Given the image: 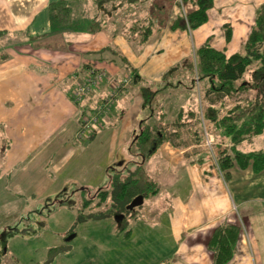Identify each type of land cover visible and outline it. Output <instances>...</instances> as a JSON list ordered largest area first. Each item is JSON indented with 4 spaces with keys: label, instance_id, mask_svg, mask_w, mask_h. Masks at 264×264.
<instances>
[{
    "label": "crops",
    "instance_id": "0c3cea01",
    "mask_svg": "<svg viewBox=\"0 0 264 264\" xmlns=\"http://www.w3.org/2000/svg\"><path fill=\"white\" fill-rule=\"evenodd\" d=\"M58 1L61 0H0V34L4 35L0 36V191L2 184L4 189L19 192L33 188L45 195L60 192L69 182L99 188L106 169L120 160L138 129L142 117L140 88L159 83L171 66L191 57L194 49L204 44L193 45L190 35L195 31L171 30L170 21L145 46L130 43L119 25H107L101 31L94 28L90 34L80 26L68 42L49 36V43L42 42V46L49 47L29 42L30 37L50 33L48 6ZM153 1L159 0H147L140 15L149 12ZM260 1L253 0L252 6L245 7L249 17H255ZM194 7L189 5L185 12H192ZM169 13L171 17L178 11L173 6ZM135 14L126 13L119 21L130 24ZM118 57L137 70V82H133ZM88 79L100 82L81 103H74L73 89ZM187 93L178 90L171 94L166 109ZM107 108L111 109L105 113ZM83 111L96 116L93 130L98 132L94 136L92 131L86 140H79V116ZM87 116L84 114L82 121L88 120ZM91 136L94 137L88 142ZM172 148L163 145L146 164L147 174L153 180L158 178L162 186L154 180L159 192L145 201L143 209L166 189L175 207L170 231L177 249L168 263L163 262L212 264L208 239L219 224L229 223L241 228L237 252L229 264H264V170L254 174L251 168L235 167L229 181L219 171L218 177L204 179L208 166H199L201 161L184 157L185 149ZM151 161L164 167L154 177L147 170ZM182 164L186 165L183 173L191 188H182L176 182L168 186L172 171ZM140 221L141 216L136 223ZM134 236L133 231L132 239Z\"/></svg>",
    "mask_w": 264,
    "mask_h": 264
},
{
    "label": "trees",
    "instance_id": "16d2710c",
    "mask_svg": "<svg viewBox=\"0 0 264 264\" xmlns=\"http://www.w3.org/2000/svg\"><path fill=\"white\" fill-rule=\"evenodd\" d=\"M169 1L178 11L175 16L170 17L167 0L153 1L149 12L143 11L141 15L139 12L147 0H61L48 6L50 33L30 37L28 41L36 42L38 47H49L48 44L42 46L46 40L49 43V36L68 42L71 41L69 36L75 35L80 26L84 27L85 34H90L94 28L101 31L107 25H119L122 35L130 43L145 46L158 36L167 21L172 22L171 30L191 33L201 28L208 22V12L215 0H196L193 3L195 9L189 13L181 6H185L187 0H181V4L177 0ZM132 12L136 14L130 24L119 21ZM226 32L229 39V27ZM118 59L133 82H137V70L126 59ZM253 67L255 69L250 71ZM178 90L187 91L189 97L169 120L166 103ZM140 94L142 117L130 143L121 153L124 162L119 164L116 160L106 169L99 188L78 186L84 195L79 201L80 209L85 210L88 202L89 205L95 202L93 209L96 210L79 217L78 223L116 219V236H122L125 241H131V225L140 218L144 204L132 211L127 207L137 197H142L145 203L159 192L157 183L146 172V164L163 145L183 149L188 144L185 141L187 134L194 146H200L205 141L208 125L216 140V150L213 148L215 163L225 181L230 180V172L235 167L240 170L251 168L254 174L264 170L263 150L242 153L237 149L264 134V3L256 11L241 52L227 56L224 51L204 43L194 49L191 57L171 66L159 83L141 87ZM71 100L77 104L82 102L81 99L74 101L72 97ZM84 114L86 111L80 113V125ZM92 131L94 136L98 132ZM240 237L238 224L225 223L214 228L207 242L212 264H229L236 255ZM67 250L70 249L67 247Z\"/></svg>",
    "mask_w": 264,
    "mask_h": 264
},
{
    "label": "rangeland",
    "instance_id": "374dc122",
    "mask_svg": "<svg viewBox=\"0 0 264 264\" xmlns=\"http://www.w3.org/2000/svg\"><path fill=\"white\" fill-rule=\"evenodd\" d=\"M167 1V8L170 10L173 3ZM263 2L264 0H261L258 6ZM193 3L183 6L180 2L183 11H189V5L190 8L191 5L194 7ZM252 3L253 0H215L208 12V22L190 35L193 45L199 46L204 42L217 50H225L226 54L241 52L254 24L255 17H249L250 13L245 11V7L252 6ZM228 23L232 24V27L229 25L232 33L229 39L226 38ZM253 69L255 67L250 71ZM188 97V93L182 94L180 100L175 101L182 106ZM177 104L168 106L169 120L174 118ZM110 109L107 108L105 113ZM86 114L90 116L91 112L86 111ZM212 131L206 125L205 132L213 135H204L205 141L200 146L190 145L192 140L187 138L186 134L185 141L189 145L182 150L184 157L191 161H201L199 166H208L204 179L209 176L213 178L214 175L218 177V169L212 155L213 148L216 150ZM258 150L264 151V134L256 137L252 144L238 147V151L242 153ZM164 156L171 158L166 154ZM171 156L176 159L177 154L173 153ZM174 159L172 160L175 161ZM122 162L123 156L120 157L119 164ZM157 163L151 161L147 167L153 177L157 175L158 170L164 169ZM185 166L182 164L174 168L176 170L172 171V175L167 179L168 186L176 182L182 188H191L183 173ZM150 167L152 168L149 169ZM160 179L162 180L161 177ZM187 179L189 181V178ZM154 180L162 186L158 178L154 177ZM16 191L18 190L13 188L4 189L3 184L1 186L0 264H166L163 261L168 263L177 249L176 239L170 231V222L175 218V207L173 196L167 189L147 203L141 212V221L131 225L135 233L131 241L116 236V219L78 223L79 217L96 210L93 209L95 202L91 205L88 202L85 210L80 209L79 201L84 195H81L76 182H69L55 194L45 195L34 192L33 188ZM141 223L143 226H140ZM67 247L70 250H67Z\"/></svg>",
    "mask_w": 264,
    "mask_h": 264
},
{
    "label": "built area",
    "instance_id": "2783aa9c",
    "mask_svg": "<svg viewBox=\"0 0 264 264\" xmlns=\"http://www.w3.org/2000/svg\"><path fill=\"white\" fill-rule=\"evenodd\" d=\"M178 2H181V0H177ZM94 74V73H93ZM100 82V80H90L85 81L83 84H79V86L75 89V91L72 93V98L74 101H78L84 97H86L89 93H91V90L97 87V82ZM94 85H96L94 88H92ZM92 88V89H91ZM97 119L96 116H91L88 118V120L83 121V124L80 125L79 129V140L87 139V136L92 132L94 125H96ZM205 135H209L207 132H205Z\"/></svg>",
    "mask_w": 264,
    "mask_h": 264
},
{
    "label": "water",
    "instance_id": "95a60500",
    "mask_svg": "<svg viewBox=\"0 0 264 264\" xmlns=\"http://www.w3.org/2000/svg\"><path fill=\"white\" fill-rule=\"evenodd\" d=\"M143 203L142 197H137L132 201V203L127 207L128 211H132L134 208L141 206ZM119 219H122V217H119Z\"/></svg>",
    "mask_w": 264,
    "mask_h": 264
},
{
    "label": "bare ground",
    "instance_id": "6f19581e",
    "mask_svg": "<svg viewBox=\"0 0 264 264\" xmlns=\"http://www.w3.org/2000/svg\"><path fill=\"white\" fill-rule=\"evenodd\" d=\"M87 118H89V116H87ZM83 120H84V119H83ZM85 121H86V120H85ZM211 154H212V152H211ZM212 155H213V154H212ZM215 165H216V163H215ZM216 167H217V166H216ZM217 169H218V168H217ZM218 171H219V170H218ZM219 173H220V172H219ZM135 199H136V198H135ZM142 199H143V198H142ZM131 203H132V202H131ZM131 203H130V204H131ZM143 204H144V200H143L142 205H143ZM142 205H141V206H142ZM141 206H139V207H141ZM139 207H136V208H139ZM136 208H134V209H136ZM134 209H133V210H134Z\"/></svg>",
    "mask_w": 264,
    "mask_h": 264
}]
</instances>
